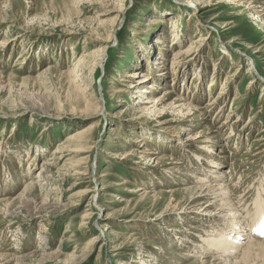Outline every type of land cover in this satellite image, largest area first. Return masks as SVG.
Listing matches in <instances>:
<instances>
[{"label": "rangeland", "instance_id": "1", "mask_svg": "<svg viewBox=\"0 0 264 264\" xmlns=\"http://www.w3.org/2000/svg\"><path fill=\"white\" fill-rule=\"evenodd\" d=\"M251 2L0 0V201L13 199L0 203V264H224L206 248L220 229L202 215L215 197L198 190L238 183L245 219L264 198V0ZM94 30L113 40L95 68ZM147 138L154 154L140 158ZM138 185L147 196L127 192Z\"/></svg>", "mask_w": 264, "mask_h": 264}, {"label": "bare ground", "instance_id": "2", "mask_svg": "<svg viewBox=\"0 0 264 264\" xmlns=\"http://www.w3.org/2000/svg\"><path fill=\"white\" fill-rule=\"evenodd\" d=\"M252 1V2H251ZM263 0H246V3L247 2H251V3H257V4H260V3H263L262 2ZM264 6V5H263ZM262 11H264V7L262 9ZM260 12L259 11H256L255 14H259ZM119 28V26H116V28H114V30L112 31V34L111 36L115 33V30H117ZM90 38L96 40L97 42H100V43H103L100 47H97L93 52L92 54L94 55L93 57V60L90 59L89 61V64L91 63V67L95 68L96 66H99L101 65L104 60V51L106 49V47L113 41L110 40V36H107L105 38V35L102 34V32L99 30V31H93L91 34H90ZM5 41L2 42V45H5L6 43H8V39H4ZM158 42H161V40H158ZM260 50V49H258ZM191 50L190 49H187V50H179L175 55H176V61H178L179 63L181 62V58L183 56H185L187 53H189ZM88 54V53H87ZM86 54V57H90L92 58V54ZM98 54V56H97ZM85 56H81L80 58V61L79 62H83V64H88V62L86 61V58H84ZM96 57V58H95ZM240 60V59H239ZM238 60V61H239ZM95 62V63H93ZM80 63H78L79 65ZM257 68V67H256ZM252 71H253V68L251 67L250 68ZM258 69V68H257ZM256 69V70H257ZM134 74L130 75L132 76L133 78L135 79H132L130 81V83L132 85H128V87H132V88H136V85H133V83H135L137 81V78L140 77L141 73L139 72V70H135L133 72ZM73 75V74H72ZM71 75V76H72ZM197 75V74H196ZM236 75V72L235 73H230L229 77V81H231L232 78H234V76ZM0 76H3L2 73H0ZM138 76V77H137ZM144 76V80L143 81H140L141 83L142 82H145L146 80H149V79H152L151 77L149 78V75H143ZM78 77V75H76V78ZM198 77V76H197ZM237 77V76H236ZM232 82V81H231ZM229 83V82H228ZM226 83V84H228ZM253 83V80L251 81L250 83V86L252 85ZM149 88V87H148ZM153 88V87H151ZM225 88H222V90H220L219 92V95H218V98L215 100L214 98L213 99H210V101L208 102L207 106H212L213 104L217 103V102H220L222 99H224V96H225ZM82 92V91H81ZM144 95V93H147L149 92L148 90H146V88L142 89L141 91ZM140 95L136 96V97H142L143 95H141V93H139ZM132 96L134 94H131ZM89 97V95H88ZM140 102V101H138ZM146 102H149V101H146ZM99 105V111H100V114H104V111H103V108H104V104L105 102L99 98V101L97 103ZM188 109H189V113L187 114V116L184 117V119L182 121H187V122H195L196 120V117H194L193 115L196 113V112H192V110L194 109L192 106L193 104H191L190 102L189 103H186L185 104ZM184 105V106H185ZM180 106V105H179ZM183 106V105H182ZM190 106V107H189ZM92 107V106H91ZM178 108V107H177ZM179 109V108H178ZM223 110V109H222ZM203 112H208L207 109H204L202 110ZM178 112V111H177ZM199 112V110H198ZM97 112H95L94 114H96ZM203 114V113H202ZM201 114V115H202ZM193 116V117H192ZM178 120V118H177ZM192 125V124H190ZM190 125L187 127L189 129L190 128ZM247 126V125H246ZM187 129V130H189ZM78 133V132H77ZM93 131L91 129V127L85 131H82L80 133H78L79 135H77L79 137V139L76 141V144H79V145H83L85 146V144H89L90 143V136L89 135H92ZM210 133V132H209ZM203 134V131H199L197 133H190L189 135L190 136H201ZM76 135V134H75ZM74 136V135H73ZM120 136V135H119ZM176 136H178V133L176 134ZM206 136V135H205ZM71 137V136H70ZM215 137V135H208L205 139H204V142H209L210 140H213ZM69 138V137H68ZM67 140V139H66ZM70 143L69 145H71V140H69ZM140 141L139 138L137 139V142ZM203 142V141H202ZM149 143H153L150 138L146 139V143H141V144H145L144 145V149L140 151V154H141V157L140 158H143L145 157L144 154L146 153H152L154 154L151 149H149ZM64 144V143H63ZM61 145V144H60ZM94 145V144H93ZM204 145V143H203ZM207 145V144H206ZM66 146V145H65ZM68 146V145H67ZM64 147V146H63ZM69 147V146H68ZM86 147V146H85ZM84 147V148H85ZM185 147V146H184ZM60 148V147H58ZM88 148V147H87ZM91 148H95L94 146H92ZM86 149V148H85ZM60 151V150H59ZM202 151V150H201ZM81 152H88L86 150H81ZM207 152V151H206ZM211 152V151H210ZM156 154H159L158 152ZM163 156L161 157H157L158 161H160L161 158H163ZM57 158V157H56ZM147 158V157H146ZM197 158L199 159L200 158V155L197 156ZM61 159V158H59ZM58 159V160H59ZM172 160V158H170ZM63 160V159H62ZM152 160V158L150 159ZM211 160V159H210ZM29 161V160H28ZM31 163H32V159L30 160ZM212 161V160H211ZM169 162V161H168ZM173 163V162H172ZM46 163H44L45 165ZM168 164V163H167ZM50 166V165H49ZM140 166V165H139ZM137 167V166H136ZM179 167V166H178ZM43 168V167H42ZM175 169V168H174ZM45 170V169H44ZM43 170V171H44ZM139 170V169H137ZM177 170V169H176ZM153 172V171H152ZM181 173V172H179ZM11 174V173H10ZM188 174V173H187ZM221 174L223 173H220V175L217 176V178H219L221 176ZM226 174V173H225ZM86 175V174H84ZM87 175H91L89 176L88 178L92 179L93 178V174H88ZM107 175V174H105ZM206 176L207 173H206ZM227 177V176H226ZM205 177L201 176V179L204 180ZM216 178V177H215ZM227 178H224V179H219V183L217 184H205L204 182L200 181L201 184L200 185V191L198 190V192H200L201 194L198 195V196H201L200 198L203 199V198H207L208 196H211V195H214V199L212 200H207V205L205 206V212L202 213V215L206 216V220H209L210 222H212V226L214 227H220L219 230H216L214 229L216 232L215 233H212L213 236H211V239L210 241L209 240H206L207 241V245H206V248L208 249H211V250H214L216 252L219 253L218 256H215L217 261H219V263L221 262H224V264H231L232 262H235L236 264H250L252 262H260L261 264H264V239H262L264 237V235L261 234L262 230H264V198L263 196L261 195V193L258 194L257 196V199L255 200V204L257 202H259V204L257 203L256 207H255V211L253 210V215H249L248 212H245L247 213L244 214L247 216V219H245V217L240 213V209H239V206H237L236 202L234 201V196L233 195V192L235 191L234 187L236 184H233V185H229V183L227 181H225ZM229 179V178H228ZM241 179V178H240ZM214 180H217V179H214ZM92 182H94V179L91 180ZM90 181V182H91ZM240 181V180H239ZM89 182V181H88ZM33 182H30V184L32 185ZM125 184H132L131 181L129 180H125L123 179L122 182H121V185H125ZM147 184V183H146ZM145 184V185H146ZM175 184V183H174ZM151 185V184H150ZM177 185V184H176ZM241 186V185H240ZM104 187L101 188V190L103 189ZM137 189H132V187H128L127 188V192L128 193H135V194H138L139 192H142L141 193V198L147 196L146 194L149 193L147 187H144L143 185H138L136 187ZM199 188V187H198ZM239 189V188H238ZM99 192V190H97ZM172 192V191H171ZM242 192V191H241ZM238 193V192H237ZM30 194V193H29ZM199 194V193H198ZM23 193H21L20 196H22ZM99 195V193H97L96 191H94L93 195H92V202L93 204L96 202V198L97 196ZM195 197V196H194ZM21 198V197H19ZM147 198V197H146ZM243 199V198H242ZM13 199L12 198H7L5 200H2L0 201L1 202H5V204L8 206V204L12 201ZM123 201V200H122ZM178 203V202H177ZM190 203V202H189ZM192 203V202H191ZM172 204V203H171ZM5 205V206H6ZM194 205V204H193ZM94 205H91V207L93 208ZM175 206V205H173ZM192 206V205H191ZM196 206V205H195ZM95 207V206H94ZM193 207V206H192ZM97 208V207H96ZM98 208H101L97 213H96V216H101V211L103 210V207H98ZM172 208V207H171ZM175 209V208H174ZM192 209V208H191ZM93 210V209H91ZM97 210V209H96ZM169 209H166L165 211H167ZM195 210V209H194ZM164 211V212H165ZM169 212V211H167ZM166 212V213H167ZM184 212V211H183ZM251 214V213H250ZM89 215H92L91 213ZM162 215V214H161ZM164 215V213H163ZM109 216V215H108ZM102 218H107V216H102ZM96 223L101 226L100 228V231H104L106 228H111L112 230V233L114 236H116V241L115 243H117L120 238H122V232H120V230L118 229H115L112 225L110 226L109 223H105L103 224L102 222L99 221V219H95ZM204 222V221H203ZM209 225V224H208ZM110 226V227H109ZM43 229V228H42ZM204 231H207L205 229H203ZM101 232V233H102ZM208 232V231H207ZM240 234L242 235H246L248 236L247 239H245L244 241H241V242H237V243H234L233 239H235V237H239ZM226 236H228L226 238ZM180 237V236H179ZM181 238V237H180ZM97 239V238H96ZM95 239V240H96ZM119 239V240H118ZM220 242V243H219ZM217 243H219L217 245ZM198 247H204V245L200 244L198 245ZM125 248H127L126 245H119L117 246V248H115L113 251H118V250H124ZM199 250V249H198ZM126 253H127V250H126ZM235 253H238L236 256H233ZM128 254V253H127ZM5 255V254H4ZM121 256V255H120ZM154 257V256H152ZM203 262V261H202ZM145 264V262H144ZM200 264V263H199ZM202 264V263H201Z\"/></svg>", "mask_w": 264, "mask_h": 264}, {"label": "snow or ice", "instance_id": "3", "mask_svg": "<svg viewBox=\"0 0 264 264\" xmlns=\"http://www.w3.org/2000/svg\"><path fill=\"white\" fill-rule=\"evenodd\" d=\"M261 234L264 235V230H262Z\"/></svg>", "mask_w": 264, "mask_h": 264}]
</instances>
